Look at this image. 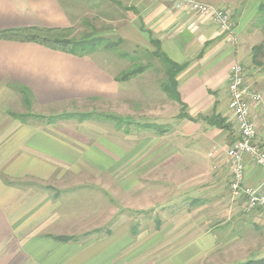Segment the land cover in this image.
Here are the masks:
<instances>
[{
  "label": "crops",
  "instance_id": "0c3cea01",
  "mask_svg": "<svg viewBox=\"0 0 264 264\" xmlns=\"http://www.w3.org/2000/svg\"><path fill=\"white\" fill-rule=\"evenodd\" d=\"M200 1L230 15L235 47L209 15L168 0H0V32L82 29L83 36L115 35L150 53L156 41L167 59L185 65L177 90L188 117L178 118L180 106L161 91L162 67L118 82L95 53L77 57L0 39V264L264 261V210L233 204L225 155L237 138L227 88L231 66L241 63L253 88L264 85V72L253 69L264 62L254 66L251 58L252 47L264 41V28L252 26L262 0ZM81 109L93 118L58 119ZM211 116L225 127L204 120ZM250 118L264 147L258 105ZM116 121L136 125L135 132L119 131ZM243 164L245 185L264 193L263 170L248 158ZM113 184L116 200L135 194L143 206L151 199L165 218L149 230L141 226L136 238L119 221L108 235L79 240L97 230V221L112 224L119 208L105 204L96 213L95 207L97 197L113 199ZM176 197L188 203L173 207ZM74 235L76 241L53 239Z\"/></svg>",
  "mask_w": 264,
  "mask_h": 264
},
{
  "label": "built area",
  "instance_id": "2783aa9c",
  "mask_svg": "<svg viewBox=\"0 0 264 264\" xmlns=\"http://www.w3.org/2000/svg\"><path fill=\"white\" fill-rule=\"evenodd\" d=\"M179 9L198 15H209L224 34L225 42L236 45L234 26L230 15L223 9L202 3L200 0H168ZM229 108L233 112L237 128L236 140L227 148L225 155L230 169L228 184L230 199L240 201L248 210H264V193L244 183V160L249 159L264 172V147L256 141V129L250 118V109L258 105L264 112V99L246 80L244 66L234 62L227 79Z\"/></svg>",
  "mask_w": 264,
  "mask_h": 264
},
{
  "label": "trees",
  "instance_id": "16d2710c",
  "mask_svg": "<svg viewBox=\"0 0 264 264\" xmlns=\"http://www.w3.org/2000/svg\"><path fill=\"white\" fill-rule=\"evenodd\" d=\"M258 18L253 23V27L256 29L264 28V0L261 1V4L258 9ZM73 28L67 29H43V28H26L18 30H10L0 32V39L3 40H15L22 42H33L39 44L43 47H46L50 50L63 52L77 57L90 56L98 51H109L112 52L117 49V47L122 44V40L117 39L113 41L109 38L90 35L82 36L80 39H64L59 37L60 34L65 33H74ZM154 51L150 53V56L159 60L163 68V77L164 79L160 83L161 91L166 95L170 101L176 102L180 106V113L178 118H187L188 117L183 113L184 104L180 100V96L177 90V77L183 72L185 65L176 64L169 59L161 52L159 44L155 41L153 42ZM251 58L254 66H260L259 58L264 56V41L259 45L252 47L251 49ZM117 57L121 59H128L130 61H135V57L130 56L127 53L118 51L116 53ZM150 67L147 65H141L135 67L134 69L129 70L128 72L121 74L115 78L118 82H127L132 79H135L139 75L145 73ZM93 113H81V114H70L63 117H58V119L70 120L74 119L80 123L90 120L93 118ZM211 126L223 127L224 121L220 120L217 117L211 116L204 119ZM119 122V121H116ZM223 125V126H222ZM157 128L160 133H163V127H152ZM225 127V126H224ZM227 127V126H226ZM132 235H136V232L132 230ZM56 240L60 242H70L76 241V238L72 237H59ZM242 264H264V261H248Z\"/></svg>",
  "mask_w": 264,
  "mask_h": 264
},
{
  "label": "rangeland",
  "instance_id": "374dc122",
  "mask_svg": "<svg viewBox=\"0 0 264 264\" xmlns=\"http://www.w3.org/2000/svg\"><path fill=\"white\" fill-rule=\"evenodd\" d=\"M81 26H82V23H81ZM82 33H83V31L81 29L80 32L60 34L59 37H63L64 39H68V40H70V39L78 40L83 36ZM100 33L102 35H104L103 32H100ZM97 35H99V34H97ZM108 35H109L108 36L109 39H111L113 41L117 40L115 35L114 36H112L110 34H108ZM118 51L127 53L130 56L135 57V61L133 62V61H130L128 59H121V58L117 57L116 53ZM95 54H96V57L98 58L97 59L98 62L103 67H112L113 73L117 74V76H120L121 74H124V73L128 72L129 70L134 69L135 67H138L141 65H147V67H152L151 69H153V67H154L155 73H157L156 69H160V67H162L159 60L150 56V52L143 50L139 47H135L134 45H131L127 42H123L122 44H120L117 47L116 50H114L112 52L98 51V52H95ZM263 58L264 57L259 58L261 63L264 62ZM261 66H262V64H261ZM253 69L256 71L260 70L261 72H264V67H253ZM158 76H160V75H158ZM132 82L134 83V81H132ZM253 86H254V89L257 92H259L261 94L262 98L264 99V85L261 87H258V86H255L253 83ZM128 87L131 90H134L133 84H129ZM130 100L134 101L133 99H130ZM132 101H129V103ZM65 111H68V110L65 109ZM73 111H76V110H73ZM86 111L87 110L84 111L81 109V111H79L78 113H84ZM87 112H90V111H87ZM96 118L101 119L99 117H96ZM123 123L124 124L120 123V121H119L118 125L122 127V128L120 127L119 131H126V132H130L131 134H133L135 132L136 125H134L132 123H128V122H126V123L123 122ZM115 124H116V122H115ZM119 137L120 136H113V138H115L116 140H119L118 139ZM119 177H120V175H119ZM134 182H135V179L130 180V184H134ZM101 193H103V192H101ZM111 193H113V199L112 200H110L111 199L110 197H107V198L105 196L100 197V198L97 197L95 210H96V213H99V211H100L99 209L103 210L104 207L102 205H105V204H106V207H108L110 204H113V205H111L112 207L114 206L113 208H115V209H116V207L119 208L116 212L117 214L111 218L112 224L107 225V222H106L105 225L104 224L102 225L101 223H98V221H97L96 222L97 230L90 232V233H87V234L86 233H84L82 235L80 234V236L78 235L77 238L79 240L81 239V241H84V240L87 241V239H89L90 236L91 237L93 236V238L97 239V238L103 237L104 235H108L110 233L107 231L110 228H112V226L114 224H117V222H119V221H121L122 224L126 223L130 229L131 236L136 238L137 235H139L138 232H139V228L141 229V226H142L141 230L146 231V230L151 229L152 226L155 225L157 222H159V221L161 222L162 219L165 218V216L160 215V213L162 211H160V210L155 211L156 210L155 208H153V209L151 208V203H152L151 199H148L147 201H143V202H146V204H144L143 206H137L136 202H139L140 200L134 199L135 194H128V196L125 194L126 200L125 201L123 200L124 202L121 201L122 202L121 203L120 200H116V193H118V189H117L116 184H113V191ZM177 197H178V195H177ZM177 197L173 201H170V202L176 203L175 206H173V207H177V208L184 207L188 203V200H185L182 202L178 201L179 199ZM161 201H162L161 202L162 204L166 203L165 200H161ZM235 202L237 203L238 201H233V204ZM132 230H134L136 232V235H132ZM87 235H89V236H87ZM62 237L76 238V235H74V236H62ZM56 238H59V237H54L53 239L56 240ZM77 238H76V240H77Z\"/></svg>",
  "mask_w": 264,
  "mask_h": 264
}]
</instances>
